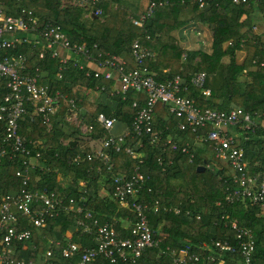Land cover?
<instances>
[{
  "label": "trees",
  "instance_id": "16d2710c",
  "mask_svg": "<svg viewBox=\"0 0 264 264\" xmlns=\"http://www.w3.org/2000/svg\"><path fill=\"white\" fill-rule=\"evenodd\" d=\"M151 2L156 4L151 16L142 27L134 26L131 19L143 15ZM160 2L165 4L159 6ZM2 3L7 14L31 11L37 18L38 29L47 25L60 26L72 44L85 45L92 60L115 56L125 61L128 69H135L137 65L130 49L138 41L155 53L144 63L155 80L164 83L176 75L181 76L189 96L201 110L227 112L239 107L254 115L264 109V65L260 66V63L264 64V2L235 5L231 0H208L206 6L200 9L193 0H100L97 7L101 8L102 14L99 17L90 15L89 10L72 7L63 0H2ZM190 21L209 27L212 34L209 53H186L172 37L175 28ZM40 49L41 44L22 43L7 50V53L24 55L27 59L26 72L29 75L39 74L40 84H48L52 94L59 92L68 99L73 98L81 107L85 90L105 86L111 91L116 87L115 77L104 80L85 76L86 70L91 74L93 71L83 63L81 55L71 54V57L83 63L84 69L73 66L70 60L66 69L60 71L58 59L51 58L50 52L39 58ZM239 52L244 53L240 64L236 61ZM198 72L206 74L204 89H209L208 96L189 84L190 77ZM58 74H61L60 79ZM6 92L5 86L0 85V104ZM110 99L109 105H98L90 114L84 115L86 122L94 126V131L87 136H81L67 123L58 126L66 111L63 101H59V112L53 118L50 130L31 114L20 121V134L30 152L28 157L39 155V166L31 174L29 188L53 192L61 197L65 205L72 200L82 209L80 214L61 211L48 219L43 228L28 225L26 218L19 216L22 227L31 231L30 242L36 248L24 256L33 257L38 264H65L66 260L60 256L61 247H55L54 243L60 241L64 245L67 242L66 233L72 230L73 242L92 246L91 236L77 226L79 220L90 224L91 221L84 219L87 212L97 220L98 225H111L118 238L130 237V223L135 221V216L129 208L121 207L112 198V174L108 173L101 160H87L85 156L101 145L104 131L96 123V117L102 113L125 125L128 131L126 144L139 155L134 158L124 151L110 150L113 173L130 175L138 161L142 160L141 171L148 179L139 198L152 211L159 209L158 213H149L148 221L154 238L161 242L157 247L147 249L137 264H171V257L166 255L167 252L163 253L167 247L177 251L187 246L193 248L202 243L210 244L213 240L236 245L232 222L254 235L255 251L250 264H264V213L248 200L232 203L225 200L226 195L236 187L234 170L227 160L217 158L205 142L197 140L198 136L207 133L209 127L196 132L180 130L178 124L181 120L158 103L154 108L152 126L158 138L144 133L137 136L132 132L136 114L132 103L137 101L143 105V95L130 90L123 96ZM229 132L235 134L236 145L243 148L250 171L264 170L262 131L248 132L232 127ZM2 139L0 130V144ZM167 139L181 146L189 143L194 150L193 161L189 163L186 155L172 151L170 145H166ZM7 151V155L0 158V193L19 189L21 181L16 172L22 167L23 159L28 158L19 152L12 153L9 147ZM77 156L80 160L76 162L74 159ZM102 190L108 192V196H101ZM49 249L53 250L51 258L46 256ZM224 259L225 264H245L239 252L226 253ZM89 264L111 263L99 258Z\"/></svg>",
  "mask_w": 264,
  "mask_h": 264
},
{
  "label": "built area",
  "instance_id": "2783aa9c",
  "mask_svg": "<svg viewBox=\"0 0 264 264\" xmlns=\"http://www.w3.org/2000/svg\"><path fill=\"white\" fill-rule=\"evenodd\" d=\"M193 1L200 9L204 8L208 2V0ZM231 1L235 5L264 2V0ZM63 2L72 7L89 10L90 15L95 17L102 14L101 8L97 7L100 0H63ZM164 4L160 2L158 5ZM155 6L156 4L151 2L147 11L139 18L132 19L131 23L142 27ZM262 17H264V11ZM262 25L264 27V24ZM22 43L41 44L39 58H44L45 53L50 52L51 58L58 59L60 71L66 69L70 60L73 61V66L77 65L79 69H84L83 63H78L71 54L81 55L85 61L92 60L85 45L72 44L60 26L47 25L38 29L37 18L31 11L22 10L17 15L7 14L0 0V85H4L7 89L0 104V130L3 133L0 158L7 155L8 147L12 153L19 152L28 157L30 152L26 148L25 139L20 134V121L31 114L39 118L48 130L52 129V120L59 112V101L64 102L66 111L58 126L71 124L81 136H87L94 131L93 124L86 122L82 107L78 106L75 99H68L59 92L52 94L48 84H40L39 74L29 75L26 72L27 59L24 55L7 53V50H12ZM60 49L69 53L70 56H63ZM130 52L137 65L135 69H128L125 61L113 56L93 60L97 67L95 70L88 67L93 74L86 70L85 76L92 75L95 79L103 78L104 80H112L115 77L116 87L113 90L108 91L105 86L96 89L100 93H107L109 98L123 96L130 90L143 95L145 98L143 105H139L137 101L132 103V108L136 109L132 132L137 136L144 133L154 139L158 138V134L153 132L152 127L154 108L158 103H162L169 114L181 120L178 124L180 130L190 129L196 132L198 129L209 127L207 133L198 136L197 140L205 142L217 158L227 160L234 170L236 187L226 195L225 200L229 203L248 200L253 205H258L264 213V170L256 173L250 171L251 167L243 148L236 145L235 134L229 132V128L232 127L248 132L259 129L264 137V109L254 115L239 107L227 112L213 109L201 110L189 96L186 83L181 76L176 75L164 83L155 80L153 74L144 65L145 61L153 56L148 49L135 41ZM263 65L260 63V66ZM57 78L60 79L61 74H58ZM205 82L206 74L203 72L195 73L189 79L191 86L201 89L202 94L208 96L210 91L204 89ZM96 123L103 129L104 137L99 148L85 156L87 160H101L108 173L112 174V198L117 200L121 207L129 208L135 216V221L130 223V237L118 238L111 225H98L97 220L87 212L84 214V219L91 221L90 224L79 220L77 226L91 236L92 246H81L73 241H67L64 245L56 241L54 246L61 247L60 256L66 260L65 264H89L99 258L107 259L111 264L118 262L137 264L138 259L147 249L155 248L161 242L160 239L154 238V231L149 225L148 215L152 208L139 198L148 176L141 171L142 160L138 161V165L130 175L113 173L114 165L111 162L110 150L124 151L134 158L139 155L129 144H126L127 130L118 137L111 134L115 124L113 118L99 113ZM166 145H170L172 151L186 155L189 163L193 161L194 150L189 143L181 146L167 139ZM38 157L37 154L36 157L30 156L23 159L22 167L16 172V176L21 181L17 191L0 193V264H38L33 257L24 256L29 251L34 252L36 248L30 242L31 231L22 227L19 216L26 218L28 225L43 228L48 219L57 216L61 211L82 213L81 207L76 206L72 200L65 205L61 197L53 192L47 193L29 188L31 174L39 166ZM78 160H80L79 156L74 159L76 162ZM152 212L158 213L159 209L154 208ZM231 228L235 232L236 245L228 241L213 240L210 244L202 243L193 248L187 246L177 251L167 247L163 253L167 252L166 255L171 257V264H225L226 253L239 252L244 263L250 264L255 251L253 233L238 227L236 222L231 223ZM46 256L51 258L53 250L49 249ZM76 257L77 261H73Z\"/></svg>",
  "mask_w": 264,
  "mask_h": 264
},
{
  "label": "crops",
  "instance_id": "0c3cea01",
  "mask_svg": "<svg viewBox=\"0 0 264 264\" xmlns=\"http://www.w3.org/2000/svg\"><path fill=\"white\" fill-rule=\"evenodd\" d=\"M172 37L174 38L177 45L186 53H192V52H204L209 53L211 51V44H212V34L209 29V27L205 24L197 23V22H187L177 28H175L172 33ZM151 52V51H150ZM60 53L63 56L69 55L66 51L63 49H60ZM153 54L152 57L155 56V53L151 52ZM70 56V55H69ZM244 53L239 52L236 55V61L240 64L243 61ZM83 63L89 67L92 70H95L97 65L95 61L89 60L85 61L83 60ZM82 102L86 103L88 101L92 102V105L94 107L98 105H109L111 103V99L109 96H107L106 93H100L96 90H85L82 98ZM86 107V108H85ZM85 107H82L84 115L86 113L90 114L91 111L90 105L86 104ZM126 127L124 124L115 121L114 127L111 130V134L115 137H118L126 132ZM100 195L103 197L108 196V192L105 190H102L100 192ZM73 231H69L66 233V239L67 241H72Z\"/></svg>",
  "mask_w": 264,
  "mask_h": 264
},
{
  "label": "rangeland",
  "instance_id": "374dc122",
  "mask_svg": "<svg viewBox=\"0 0 264 264\" xmlns=\"http://www.w3.org/2000/svg\"><path fill=\"white\" fill-rule=\"evenodd\" d=\"M132 20V19H131ZM86 104H89L90 105V108H91V110L94 108V106L92 105V102H90V101H88V102H86V103H83V105L81 106V107H85L86 106ZM86 108V107H85ZM70 126L73 128V126L70 124ZM257 163V162H256ZM64 182V184H66L67 183V181H63Z\"/></svg>",
  "mask_w": 264,
  "mask_h": 264
},
{
  "label": "water",
  "instance_id": "95a60500",
  "mask_svg": "<svg viewBox=\"0 0 264 264\" xmlns=\"http://www.w3.org/2000/svg\"><path fill=\"white\" fill-rule=\"evenodd\" d=\"M200 168V167H199ZM204 169H203V167H202V171H203Z\"/></svg>",
  "mask_w": 264,
  "mask_h": 264
}]
</instances>
